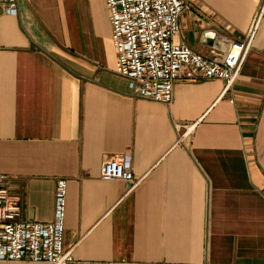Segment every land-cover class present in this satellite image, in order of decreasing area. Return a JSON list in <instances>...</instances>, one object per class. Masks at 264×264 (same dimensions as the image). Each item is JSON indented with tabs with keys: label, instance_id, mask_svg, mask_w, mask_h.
<instances>
[{
	"label": "crops",
	"instance_id": "obj_1",
	"mask_svg": "<svg viewBox=\"0 0 264 264\" xmlns=\"http://www.w3.org/2000/svg\"><path fill=\"white\" fill-rule=\"evenodd\" d=\"M183 2L174 40L205 57L261 16L227 90L178 81L170 104L133 96L114 72L104 0L0 12V172L20 220H52L66 181L74 264H264V0ZM114 156L130 161L134 187L100 176Z\"/></svg>",
	"mask_w": 264,
	"mask_h": 264
},
{
	"label": "built area",
	"instance_id": "obj_2",
	"mask_svg": "<svg viewBox=\"0 0 264 264\" xmlns=\"http://www.w3.org/2000/svg\"><path fill=\"white\" fill-rule=\"evenodd\" d=\"M116 54L114 72L128 80L131 94L163 104L173 100L178 81L221 79L227 90L237 78L250 49L261 12L257 13L243 41H229L205 57L174 37L180 30L183 0H104ZM17 0H0V12L15 13ZM100 176L134 187L140 177L123 157L101 161ZM20 197L11 191L0 172V261L74 264L72 249L63 246L66 181H57L53 219L20 220Z\"/></svg>",
	"mask_w": 264,
	"mask_h": 264
},
{
	"label": "water",
	"instance_id": "obj_3",
	"mask_svg": "<svg viewBox=\"0 0 264 264\" xmlns=\"http://www.w3.org/2000/svg\"><path fill=\"white\" fill-rule=\"evenodd\" d=\"M214 35L212 34L211 37H213Z\"/></svg>",
	"mask_w": 264,
	"mask_h": 264
}]
</instances>
